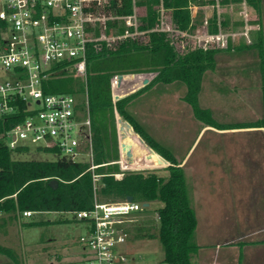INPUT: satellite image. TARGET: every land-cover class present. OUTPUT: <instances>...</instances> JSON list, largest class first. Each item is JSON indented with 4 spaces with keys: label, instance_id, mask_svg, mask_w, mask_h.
<instances>
[{
    "label": "trees",
    "instance_id": "1",
    "mask_svg": "<svg viewBox=\"0 0 264 264\" xmlns=\"http://www.w3.org/2000/svg\"><path fill=\"white\" fill-rule=\"evenodd\" d=\"M260 9L261 0H249ZM204 0H141L139 5L146 14L141 17V30L152 29L159 16L161 4L171 11L173 20L181 29L195 28L192 20V4H203ZM114 10L119 14L133 11L132 0L115 3ZM109 27L112 22H108ZM218 30L215 19L209 31ZM124 28L119 27V32ZM257 44L261 58L264 98V41L263 32L257 33ZM2 23L0 22V44ZM251 47V46H250ZM231 43L226 48L192 47L180 51L165 32L151 30L143 41L128 39L116 48L103 44L101 49L93 48L87 63V80L76 78L64 68L60 73L44 80L46 94L69 93L77 97L79 106L85 107V93L92 120L93 164L89 161H73L66 157L55 160L20 159L17 155L27 153L30 148L11 149L0 138V210L13 215H23L25 211L75 212L91 209L96 199L101 202H118L129 195L134 201L150 203L144 207L145 214L158 211L157 231L144 233L158 238L164 250V262L169 264H194L193 257L200 249L197 242L198 219L193 204L191 183L185 168L177 156L158 142L129 111L131 102L143 92L157 84L182 82L187 91L183 97L193 110L194 116L207 126L218 129L264 126V119L258 123L222 124L217 122L209 109L199 102V94L206 72L216 70V56L221 51L244 49ZM153 72L152 80L136 92L114 100L112 79L126 73ZM117 114L128 121L135 132L165 158L167 176L157 170H127L120 163L119 131ZM19 118L0 117V135L14 125ZM41 150V149H39ZM121 174L118 178L116 175ZM94 175L99 176L98 179ZM52 179H58L56 189L50 186ZM162 205L152 209V203ZM32 225V224H31ZM0 251H7L0 246ZM18 261V258L11 253Z\"/></svg>",
    "mask_w": 264,
    "mask_h": 264
},
{
    "label": "built area",
    "instance_id": "2",
    "mask_svg": "<svg viewBox=\"0 0 264 264\" xmlns=\"http://www.w3.org/2000/svg\"><path fill=\"white\" fill-rule=\"evenodd\" d=\"M140 1L132 0V13L119 14L114 10L115 3L123 0H0L4 40L0 44V117L19 118L0 135L11 149H41L73 161H82L80 157L85 156L94 170L97 166L93 164L88 92L85 107L81 108L73 94H46L44 80L64 68L86 81L89 54L104 43L116 48L128 39L143 41L149 31L156 30L165 32L177 49L178 45L186 47L189 41L194 48H226L237 37L250 41V31L258 20L251 15L249 0H204L199 6L211 9L212 15L195 27L196 33L191 27L181 29L163 4L158 8L155 26L141 30L146 10ZM214 19L218 30L210 32ZM120 26L123 32H119ZM117 82L118 75L113 77L112 86ZM144 207V203L134 200L96 199L91 209L73 212L88 227L80 238L86 251L83 264H131L124 250L130 238L128 219ZM154 212L157 220L159 213ZM23 215L31 217L33 212L25 211Z\"/></svg>",
    "mask_w": 264,
    "mask_h": 264
},
{
    "label": "rangeland",
    "instance_id": "3",
    "mask_svg": "<svg viewBox=\"0 0 264 264\" xmlns=\"http://www.w3.org/2000/svg\"><path fill=\"white\" fill-rule=\"evenodd\" d=\"M197 6H199V4H197ZM211 15V13L209 15L208 13L205 14L204 9L199 6L196 15L192 17V22L194 25L200 23L203 25L205 19L210 18ZM192 32L196 33V28H194ZM192 46L193 43L189 41L186 43V47H182L181 45L177 47L180 51H185L188 48H192ZM218 59L221 62L220 70L228 75L229 54H222ZM208 72L209 74L206 77L205 103L213 106L214 101L212 97L209 96V93H212L214 89V80L209 76L211 71ZM122 83L125 84L124 87L131 84V82L126 80ZM171 84L172 85L169 86L159 84L163 89L160 88L152 92L151 99L145 101L144 104L138 103L136 105L138 109L136 118L158 142L172 150L179 159L187 155L190 150H188L190 145L189 142L199 134L204 123L197 122L198 120H196L197 118L190 110V106H188V103L183 99L187 90L186 85L182 82ZM228 85V80L222 83L219 87L222 88V93H228ZM114 90L116 92L119 91V84L116 85ZM120 92H122V90H120ZM221 103L222 102L218 104L220 108H217V113L211 111L212 117L222 124H235L228 123L230 120L228 112L229 103L224 107H222ZM147 109L152 113H149ZM121 118L123 117L117 114L120 143L125 142L132 145H139L143 149V157L146 160L144 164H131L120 151V163L122 168L127 170H157L158 174L167 176L168 171L165 167L168 166V164L157 165L152 163L149 154L144 152L147 147L141 142V136L134 133L130 128H127L125 122L122 121L120 123L119 119ZM121 126L124 127L123 131L120 130ZM205 126L207 125L205 124ZM207 127L209 128H207V131L204 133L205 139L202 140L200 144L196 145L193 155L187 160L185 165L189 183H191L194 205L196 202L194 201V183L198 178L197 174L199 169L205 168L206 166L204 164L206 161L203 159L200 160L198 154L201 152L209 154V156H206V160L210 165L209 169H225L223 175L220 177L219 175L214 176V173L211 177L212 182L217 183L219 186L227 187L229 185L230 166L234 164L235 159L238 157L236 152L245 150V138H242V140L240 139V143L235 142V137H243V133H233L231 129H218L212 126ZM122 132L125 133L124 137L121 135ZM17 157L24 160H55L58 158L54 152L41 151L34 148H31L27 153L17 155ZM240 157L242 159H240L239 162L242 160L243 163L245 160L244 154H240ZM80 158L82 161H87V157L85 156ZM182 162L184 161L180 160L181 165ZM205 172L206 171H204V173ZM119 177L122 176L120 175ZM221 194L224 195V198H219L217 203L214 200L212 204L214 203L215 207H212V212H205L204 214L206 215H204V218H201V237L198 230L196 235L197 242L200 243L201 248H206V245H202L201 241H209L202 239L203 236H206L207 239L210 235L213 236L217 234V238H219L233 234V226L226 224L225 221L228 220L227 217H229L230 211L235 210V208L230 207V202L227 198L230 193L226 191L221 192ZM216 204H218L217 207ZM161 205V202L152 203V209ZM154 214V211L148 214L139 212L138 214L131 215L128 219L130 238L128 244L124 246V250L128 252L131 264H169L163 260L164 250L160 240L144 235L147 231H150V233L157 231L156 227L158 222ZM211 220H213V222L209 223ZM19 227V230H14L15 233H13V244L11 247L14 256L19 260H23V264L84 263L86 251L84 250L80 238L82 235L86 234L88 227L85 221L77 220L73 212H37L33 213L31 217L20 215ZM194 264H197V255L194 256Z\"/></svg>",
    "mask_w": 264,
    "mask_h": 264
},
{
    "label": "crops",
    "instance_id": "4",
    "mask_svg": "<svg viewBox=\"0 0 264 264\" xmlns=\"http://www.w3.org/2000/svg\"><path fill=\"white\" fill-rule=\"evenodd\" d=\"M249 9L251 15L258 20L254 21V28L250 31V41L241 36L231 40V44L244 49H231L229 51H221L216 56V70L211 71V78L214 80V89L209 96L214 101V107L205 103L206 97V77L209 72H206L202 82V89L199 94V102L203 108L217 113L218 104L222 102V107L228 104L229 122L228 123H258L264 119V98H263V79L261 73V58L257 44L256 33L261 30L264 36V0L260 2V9H257V4L249 1ZM199 6L194 5L192 16L196 15ZM204 9V13L208 15L212 11L206 6H200ZM238 13H235V16ZM211 17V16H210ZM198 24V26H200ZM237 25V24H236ZM264 41V38H263ZM251 46V47H250ZM222 54H229L228 70L229 74L223 73L220 65V57ZM258 71V72H257ZM228 80V93H222V88H219L224 81ZM119 84V90L124 87V83L117 82L113 87ZM161 84V83H160ZM166 86L172 84H165ZM163 89L159 84L153 88L143 92L136 97L129 105V111L135 116L138 111L136 105L145 103L151 99L152 92ZM187 91V90H186ZM185 96V95H184ZM211 100V101H212ZM212 101V102H213ZM188 106H190L188 104ZM218 106V107H217ZM187 108V107H186ZM193 112L191 106L189 107ZM223 109V108H221ZM219 109V110H221ZM149 113H152L147 109ZM145 113V111H144ZM123 122H126L121 118ZM198 120V119H196ZM203 123L202 121H197ZM201 130L188 147L187 155L179 158L182 166L185 168L187 160L193 155L197 144H200L205 139L204 133L207 131V126L202 125ZM233 133L241 132L244 136L235 137V142L240 143L242 138L245 143V150L236 152L238 157L234 164L230 166L229 185L219 186L212 182L211 175L219 177L223 175L225 169L210 168L206 160L208 153H199L200 160H205V168L199 169L198 178L194 183V201L198 219L197 230L201 237V218H204L205 212H212V207H215L214 200L223 199L224 195L221 192L228 191L227 196L230 202V207L235 210L230 211V215L226 224L233 226V234L229 236L217 238V234L203 236L202 239L209 241H201L206 248H201L197 255V264H264V126L260 127H238L232 128ZM241 139V140H240ZM240 154H244L245 160L242 163ZM178 158V157H177ZM186 170V168H185ZM204 171H206L204 173ZM210 172V173H209ZM221 194V195H220ZM218 204H216V207ZM205 209V210H204ZM215 216V215H214ZM215 218V217H214ZM20 215L16 216L0 210V246L8 249L0 251V264H23V260L16 261L11 253L14 230H19ZM204 222V221H203ZM213 220L209 221V223ZM215 222V221H214ZM232 228V227H231ZM195 256V255H194ZM194 262V257H193Z\"/></svg>",
    "mask_w": 264,
    "mask_h": 264
},
{
    "label": "water",
    "instance_id": "5",
    "mask_svg": "<svg viewBox=\"0 0 264 264\" xmlns=\"http://www.w3.org/2000/svg\"><path fill=\"white\" fill-rule=\"evenodd\" d=\"M155 75L156 73H153V72L151 73L150 72H146V73L131 72V73H126V74H119L118 80H119L120 85L124 80L131 82L132 85L130 84V85H127L121 88L122 92H120V90L118 92L113 90L114 100L117 101L123 97H126L136 92L142 87L146 86ZM119 122L121 123L122 119H119ZM125 123H126L127 128H130L134 133H136L132 125L128 121H126ZM123 129L124 127L121 126L120 130L123 131ZM121 135L122 137H124L125 133L122 132ZM140 139L142 143H145V146L147 147V149L144 152H146V154H149V158L152 163H155L157 165H160V164L169 165V162L165 158H163L161 155H159L153 148L147 145L143 138L140 137ZM120 147H121L120 151L131 164L140 165L146 162V160L143 157V149L139 145H132L129 143L121 142ZM49 184L54 189H56L59 185V181L58 179H52ZM127 200L129 202H132L134 200V197L132 195H129L127 197ZM144 206L148 207L149 203H144Z\"/></svg>",
    "mask_w": 264,
    "mask_h": 264
},
{
    "label": "bare ground",
    "instance_id": "6",
    "mask_svg": "<svg viewBox=\"0 0 264 264\" xmlns=\"http://www.w3.org/2000/svg\"><path fill=\"white\" fill-rule=\"evenodd\" d=\"M145 144V143H144Z\"/></svg>",
    "mask_w": 264,
    "mask_h": 264
}]
</instances>
